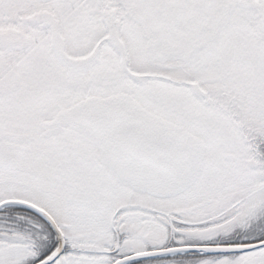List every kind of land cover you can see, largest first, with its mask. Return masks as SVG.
<instances>
[{
    "label": "snow or ice",
    "instance_id": "1",
    "mask_svg": "<svg viewBox=\"0 0 264 264\" xmlns=\"http://www.w3.org/2000/svg\"><path fill=\"white\" fill-rule=\"evenodd\" d=\"M0 264H264V0H0Z\"/></svg>",
    "mask_w": 264,
    "mask_h": 264
}]
</instances>
